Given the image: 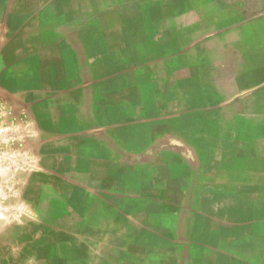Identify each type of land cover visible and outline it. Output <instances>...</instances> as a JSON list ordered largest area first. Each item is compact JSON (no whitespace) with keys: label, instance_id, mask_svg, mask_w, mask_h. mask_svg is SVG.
Returning <instances> with one entry per match:
<instances>
[{"label":"rangeland","instance_id":"1","mask_svg":"<svg viewBox=\"0 0 264 264\" xmlns=\"http://www.w3.org/2000/svg\"><path fill=\"white\" fill-rule=\"evenodd\" d=\"M0 47L58 87L80 149L36 192L38 168L15 171L40 264H183L207 220L264 231V0H0ZM213 56L229 59L192 66Z\"/></svg>","mask_w":264,"mask_h":264},{"label":"crops","instance_id":"2","mask_svg":"<svg viewBox=\"0 0 264 264\" xmlns=\"http://www.w3.org/2000/svg\"><path fill=\"white\" fill-rule=\"evenodd\" d=\"M2 48L0 47V102L11 107L16 116L29 118L31 123L22 126L21 132L30 129L37 132L32 146L26 142L33 157L32 163L38 168L34 175L36 192L42 187L44 172L47 174L46 179L51 182L66 179L65 174L74 172V160L80 149L76 154L74 147H68L63 140L67 138L72 125L60 107L63 96L58 87L44 88L36 67L29 78L23 73L21 76L20 64L14 65L11 54ZM228 59L214 56L202 58L192 66L197 70L204 67L215 70L218 64L228 62ZM227 75L218 74L223 80ZM215 77L217 81V75ZM19 176L21 186L18 189L13 188L12 184L18 177L13 175L10 180L7 189L8 207L2 209L0 206V216L3 214L0 217V264H40L42 237L38 232H28V228H42L41 214L37 218L41 211L31 202L28 204L31 194L26 184L31 176H26L25 173ZM201 225L204 224L200 223L198 229ZM206 225H210V229L205 230L203 226L199 236H194L187 242L188 253L183 255V264L188 261L193 264H264V231L226 237L216 230L218 222L215 220H207ZM250 225L264 228V220L250 222Z\"/></svg>","mask_w":264,"mask_h":264},{"label":"built area","instance_id":"3","mask_svg":"<svg viewBox=\"0 0 264 264\" xmlns=\"http://www.w3.org/2000/svg\"><path fill=\"white\" fill-rule=\"evenodd\" d=\"M31 121L26 116H16L14 110L0 102V206L8 201V186L15 171L33 163L31 152L27 149L21 127Z\"/></svg>","mask_w":264,"mask_h":264}]
</instances>
